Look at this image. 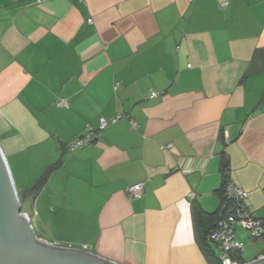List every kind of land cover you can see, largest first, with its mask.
Instances as JSON below:
<instances>
[{"label": "crops", "instance_id": "obj_1", "mask_svg": "<svg viewBox=\"0 0 264 264\" xmlns=\"http://www.w3.org/2000/svg\"><path fill=\"white\" fill-rule=\"evenodd\" d=\"M0 144L60 160L35 196L53 240L118 264H209L191 206L221 210L225 167L264 220V0H0ZM235 239L239 260L264 255V237Z\"/></svg>", "mask_w": 264, "mask_h": 264}, {"label": "water", "instance_id": "obj_2", "mask_svg": "<svg viewBox=\"0 0 264 264\" xmlns=\"http://www.w3.org/2000/svg\"><path fill=\"white\" fill-rule=\"evenodd\" d=\"M0 264H118L95 254L37 238L21 212L18 193L0 144ZM239 264H264V255Z\"/></svg>", "mask_w": 264, "mask_h": 264}, {"label": "built area", "instance_id": "obj_3", "mask_svg": "<svg viewBox=\"0 0 264 264\" xmlns=\"http://www.w3.org/2000/svg\"><path fill=\"white\" fill-rule=\"evenodd\" d=\"M224 5V2L223 4ZM159 93L151 91L149 97H155ZM56 106H67V103L58 99L55 102ZM126 117L123 114L105 118L100 116L97 119V127L89 129L85 134L73 140L69 149H80L92 143L95 137L105 127L115 123L120 118ZM131 127H136V122L129 119ZM170 144L166 145L167 147ZM144 190V182H138L127 188V193L131 198H139ZM189 197L194 198L195 194L189 192ZM249 193L238 187L231 179H227L224 187V201L222 204V214L217 220L215 226L207 235V240L217 246V259L220 264H239L238 256L243 249V244L235 239V230L239 226L245 230L251 239H259L264 237V220L261 219L252 210L247 203ZM83 248L85 246H82ZM81 250H84L81 248Z\"/></svg>", "mask_w": 264, "mask_h": 264}, {"label": "rangeland", "instance_id": "obj_4", "mask_svg": "<svg viewBox=\"0 0 264 264\" xmlns=\"http://www.w3.org/2000/svg\"><path fill=\"white\" fill-rule=\"evenodd\" d=\"M39 152L40 150L34 151L32 154H20L16 157L6 156L20 199L21 212L26 213L30 218L32 230L37 238L44 236V240L47 242L51 241L52 243H57L59 246H67L62 241L53 240L52 234L47 232V229H44L42 224H39L36 215L38 207L35 203L36 190L33 189V185L47 171L50 165L49 162L56 159L53 158L55 154L52 151L47 152V157L40 156ZM48 155L50 156L48 157ZM260 241L254 239V241H248V243H259Z\"/></svg>", "mask_w": 264, "mask_h": 264}, {"label": "trees", "instance_id": "obj_5", "mask_svg": "<svg viewBox=\"0 0 264 264\" xmlns=\"http://www.w3.org/2000/svg\"><path fill=\"white\" fill-rule=\"evenodd\" d=\"M59 164L60 160L50 164L47 171L42 176H40V178L35 182V184L33 185V189L36 190V194L38 193L39 189L44 185L47 179V175ZM225 169L227 168L225 167ZM225 169L223 172L224 174L222 184L217 190L218 194L220 195L221 210L219 212L212 213L206 212L195 201L192 202L191 206L192 218L196 228L195 240L209 264H220L217 259L218 251L213 246V243L207 240V235L211 231V229H213L217 220L222 214V204L224 201V187L228 178ZM239 262L243 263V261L241 260H239Z\"/></svg>", "mask_w": 264, "mask_h": 264}]
</instances>
